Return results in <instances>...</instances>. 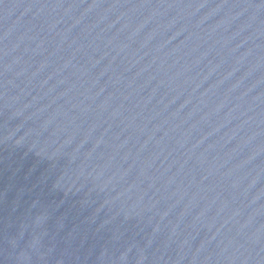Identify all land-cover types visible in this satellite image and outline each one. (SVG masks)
<instances>
[{
  "label": "water",
  "instance_id": "1",
  "mask_svg": "<svg viewBox=\"0 0 264 264\" xmlns=\"http://www.w3.org/2000/svg\"><path fill=\"white\" fill-rule=\"evenodd\" d=\"M0 264H264V0H0Z\"/></svg>",
  "mask_w": 264,
  "mask_h": 264
}]
</instances>
